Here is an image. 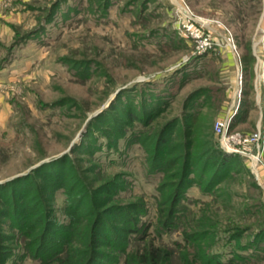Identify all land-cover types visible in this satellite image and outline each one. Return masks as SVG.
<instances>
[{
	"label": "rangeland",
	"instance_id": "rangeland-1",
	"mask_svg": "<svg viewBox=\"0 0 264 264\" xmlns=\"http://www.w3.org/2000/svg\"><path fill=\"white\" fill-rule=\"evenodd\" d=\"M185 25L211 47L199 54ZM221 119L258 143L227 152ZM186 145L203 183L187 191L180 231L163 236L170 264H264V0H0V185L30 174L15 193L43 195L60 224L77 208L63 264L86 263L88 230L109 207L142 206L139 222L155 230L170 206L157 188L180 178ZM219 150L230 164L219 167ZM156 159L162 174L149 173ZM4 186L0 244L14 249L22 238L2 202L15 188ZM106 213L101 239L114 246L100 244L103 264L120 255L128 227ZM12 253L8 264H29Z\"/></svg>",
	"mask_w": 264,
	"mask_h": 264
},
{
	"label": "trees",
	"instance_id": "trees-1",
	"mask_svg": "<svg viewBox=\"0 0 264 264\" xmlns=\"http://www.w3.org/2000/svg\"><path fill=\"white\" fill-rule=\"evenodd\" d=\"M163 141V140H162ZM161 139H159L156 142V153L158 152V149L161 146L160 145ZM171 142V141H170ZM189 149L188 145H186L185 149ZM187 149L185 150L186 157H184V163H183V169L181 172V176L177 181L167 183L164 185L163 183L158 186L157 192L159 193V197L165 198L167 197L170 201V206L168 207V215H164L162 218V202L159 204V209L157 210V218L160 216V221L157 222V225L155 230L150 232V227L143 222H139V216H144L147 211L144 209V207H132V208H125V207H109L108 209H105L102 212H98L94 216V221L92 222V227L88 230V245L87 248L89 250V256L85 264H103L104 262L99 261V257L101 255L100 252V244L102 242L110 245L113 247L112 237L110 235L107 236V238L111 241H102L101 237L102 235L106 234L107 231L104 229H100V224L103 223V216L104 214H107L106 212H113V215H120V219L122 220L125 225L128 227H124L122 230L124 233V237L120 239V255L115 257L112 261L109 260V264H170L172 262L173 256L170 254H167L166 252L162 251L164 249H167L168 246L164 244L163 242V236H169L172 232L180 231V228L182 225L183 220V210L187 208V205L184 204L185 200L188 199L187 197V191L192 188V186L201 187L200 185L203 183L202 179L201 182L196 181V176L193 175V167L188 162L189 155ZM171 150V146L168 151ZM168 153V152H167ZM216 159L218 160L219 167L226 166L229 163L227 155H225L222 151H217L216 153ZM157 158V156H156ZM157 159L155 162L152 163L151 169L149 170V173L154 174L158 171L163 173V168L161 164L159 163V167L157 166ZM43 166H41L42 168ZM34 169L35 173L37 171ZM31 175L27 174L21 177H18L10 182L5 183L7 189L13 188L14 186H17L20 182H25L29 179ZM192 176V177H191ZM59 179H57L53 185L51 190V195L56 194L59 192V188L56 185ZM50 183V182H49ZM0 185V186H4ZM4 186V187H5ZM56 186V187H55ZM3 187V188H4ZM15 188V187H14ZM202 193L206 194L208 192V188L203 187ZM15 190L17 192V189H12L11 195L12 198H6L2 202V206L4 207V210L6 212V216L11 217L13 219L11 221V228L12 232L16 233V236L19 238H22V246L21 247H15L18 248L23 254L21 257H19L20 260H28L29 264H63L65 263V259L71 258V251L73 250V240L76 232V227L73 226L74 219L73 217H77L76 209L74 210V205L72 206L70 212V217L68 219L67 223L60 224L55 219L51 220V212L52 207L48 208V204H46V200L39 199L42 198V196L35 195V197H29V199H25L15 193ZM166 190V191H165ZM18 193V192H17ZM37 194L39 192H36ZM64 199L63 203L65 207L63 208L64 211L67 210V195L65 194L64 190ZM24 197H27L26 194L22 193ZM39 196V198H37ZM166 199V198H165ZM13 200L12 203L10 202ZM165 201V200H164ZM11 203V204H10ZM40 206L44 208L46 211H41ZM136 209V211H135ZM69 210V205H68ZM129 210L135 213V215H131L129 213ZM129 213V214H128ZM66 214L68 215V211H66ZM1 215V214H0ZM37 215V219H34L31 222V225L26 223V220L29 218ZM48 216V218H47ZM162 218V221H161ZM164 219V220H163ZM41 220V221H40ZM42 222V224L39 225L38 222ZM32 226V227H31ZM123 228V227H122ZM105 231V232H104ZM104 232V233H103ZM13 233V234H15ZM196 233V232H195ZM192 235V237H195ZM185 234V238L187 240V234ZM160 240L163 242L161 245L163 249L155 248L153 249L149 244L152 237ZM191 236V235H190ZM189 236V237H190ZM198 237V235H196ZM201 236V234H200ZM2 237V230L0 229V238ZM183 239V238H181ZM185 240V241H186ZM195 240V238H194ZM193 242L195 243V241ZM192 242V243H193ZM182 243V242H181ZM181 243L175 242L173 244L174 248L178 250L188 249L187 246L181 245ZM36 244V246H34ZM191 246V245H190ZM193 247V246H191ZM198 247H201V245H195V250H197ZM13 247H3L0 244V264H8L11 260L15 261L17 263L18 257L12 253L14 249ZM194 248V247H193ZM164 254V255H162ZM205 258H203L201 261H204ZM188 261V260H187ZM195 261H198L195 260ZM69 262V261H68ZM191 264H194L193 260L189 261ZM206 262V261H204ZM203 262V264H204Z\"/></svg>",
	"mask_w": 264,
	"mask_h": 264
},
{
	"label": "built area",
	"instance_id": "built-area-1",
	"mask_svg": "<svg viewBox=\"0 0 264 264\" xmlns=\"http://www.w3.org/2000/svg\"><path fill=\"white\" fill-rule=\"evenodd\" d=\"M185 34L196 43V49L201 54L211 47L208 39H203L202 33L192 25L184 26ZM215 134L219 137L221 146L225 148L227 152L237 153L239 148L245 143L257 144L259 141L260 134H253L249 137L242 136L239 133L229 132V121L226 119L218 120L214 126Z\"/></svg>",
	"mask_w": 264,
	"mask_h": 264
}]
</instances>
